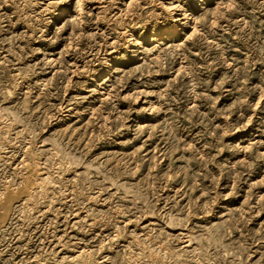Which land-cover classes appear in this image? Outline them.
Listing matches in <instances>:
<instances>
[{"label":"rangeland","instance_id":"rangeland-1","mask_svg":"<svg viewBox=\"0 0 264 264\" xmlns=\"http://www.w3.org/2000/svg\"><path fill=\"white\" fill-rule=\"evenodd\" d=\"M0 264H264V0H0Z\"/></svg>","mask_w":264,"mask_h":264},{"label":"bare ground","instance_id":"bare-ground-1","mask_svg":"<svg viewBox=\"0 0 264 264\" xmlns=\"http://www.w3.org/2000/svg\"><path fill=\"white\" fill-rule=\"evenodd\" d=\"M132 1V0H131ZM172 8V7H171ZM66 10V9H65ZM62 12V11H61ZM66 12V11H65Z\"/></svg>","mask_w":264,"mask_h":264}]
</instances>
